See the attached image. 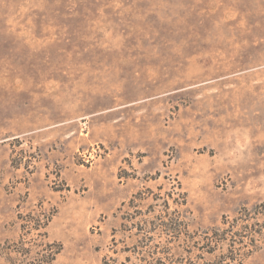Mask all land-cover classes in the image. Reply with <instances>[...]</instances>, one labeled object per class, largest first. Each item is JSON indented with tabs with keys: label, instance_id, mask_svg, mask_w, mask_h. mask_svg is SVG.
Instances as JSON below:
<instances>
[{
	"label": "rangeland",
	"instance_id": "1",
	"mask_svg": "<svg viewBox=\"0 0 264 264\" xmlns=\"http://www.w3.org/2000/svg\"><path fill=\"white\" fill-rule=\"evenodd\" d=\"M0 264H264V0H0Z\"/></svg>",
	"mask_w": 264,
	"mask_h": 264
},
{
	"label": "trees",
	"instance_id": "2",
	"mask_svg": "<svg viewBox=\"0 0 264 264\" xmlns=\"http://www.w3.org/2000/svg\"><path fill=\"white\" fill-rule=\"evenodd\" d=\"M248 214H245L243 217L239 218V222H248V218H247ZM248 217H251L250 214ZM237 222L236 224H232L231 226L228 227V229L230 228V230H227L226 232L223 231V233L218 234V232H214L213 238L211 237V241L210 242H223L226 246V253L227 254H236V252L238 251L236 245H238L240 242H237L239 239H243L244 237H246V235H253L256 232L252 233L253 230L251 231V228L248 229L247 223H244L242 225H240L238 223V221H234ZM235 229V231L233 232V230ZM231 233V236H229ZM222 236L223 240H219L218 237ZM227 237H229V240H227ZM235 238V239H234ZM221 239V238H220ZM252 239V236H251ZM252 240H250L251 242ZM243 243V241H242ZM246 243V242H245ZM249 244V243H246Z\"/></svg>",
	"mask_w": 264,
	"mask_h": 264
}]
</instances>
